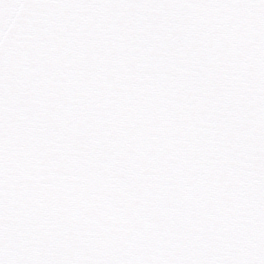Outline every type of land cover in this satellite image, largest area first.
<instances>
[{"label":"snow or ice","instance_id":"1","mask_svg":"<svg viewBox=\"0 0 264 264\" xmlns=\"http://www.w3.org/2000/svg\"><path fill=\"white\" fill-rule=\"evenodd\" d=\"M0 264H264V0H0Z\"/></svg>","mask_w":264,"mask_h":264}]
</instances>
